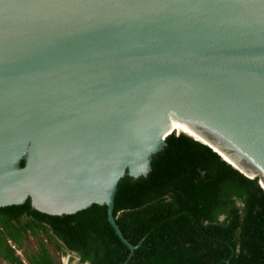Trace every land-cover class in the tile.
Returning <instances> with one entry per match:
<instances>
[{"label":"water","instance_id":"obj_1","mask_svg":"<svg viewBox=\"0 0 264 264\" xmlns=\"http://www.w3.org/2000/svg\"><path fill=\"white\" fill-rule=\"evenodd\" d=\"M180 133L264 191V0H0V208L104 205L132 252L113 205Z\"/></svg>","mask_w":264,"mask_h":264},{"label":"trees","instance_id":"obj_2","mask_svg":"<svg viewBox=\"0 0 264 264\" xmlns=\"http://www.w3.org/2000/svg\"><path fill=\"white\" fill-rule=\"evenodd\" d=\"M167 141L172 152L157 161L154 188L146 195L132 179L121 189L119 206L113 205L132 252L104 205L51 216L29 201L0 208V219H23L24 232L50 231L80 263L264 264V191L257 178L245 177L188 135L171 134ZM31 264H54L43 244Z\"/></svg>","mask_w":264,"mask_h":264},{"label":"flooded vegetation","instance_id":"obj_3","mask_svg":"<svg viewBox=\"0 0 264 264\" xmlns=\"http://www.w3.org/2000/svg\"><path fill=\"white\" fill-rule=\"evenodd\" d=\"M7 223H9V228H7L8 226ZM23 223H24L23 219L9 220L8 222H6L4 219H0V264H31L32 257H38V254L41 251V247H40L39 252H36L34 255L24 260L21 256V253L18 251L17 248H19L22 245L23 237H25L27 234L34 233L37 231H40L41 233H44L45 235H47L52 245L54 247L57 245L58 247H55V248L60 250V252L69 253L72 256L76 257V260L79 264H89V263H80L79 255L76 252L69 251L65 247L63 242L57 237L53 236L50 231L46 233L44 230L34 227L33 230H26L24 232L20 228L21 225H23ZM16 232H19V235L15 234ZM49 257L51 258L50 254H49ZM51 260L53 261L52 258Z\"/></svg>","mask_w":264,"mask_h":264},{"label":"rangeland","instance_id":"obj_4","mask_svg":"<svg viewBox=\"0 0 264 264\" xmlns=\"http://www.w3.org/2000/svg\"><path fill=\"white\" fill-rule=\"evenodd\" d=\"M41 244H43V246L49 252L55 264H79L76 260V257L69 253L60 252V250L55 248L57 246L54 247L52 245L47 235L41 233L40 231L27 234L25 237H23L22 245L17 249L21 253V256L24 260L34 255L36 252H39Z\"/></svg>","mask_w":264,"mask_h":264},{"label":"bare ground","instance_id":"obj_5","mask_svg":"<svg viewBox=\"0 0 264 264\" xmlns=\"http://www.w3.org/2000/svg\"><path fill=\"white\" fill-rule=\"evenodd\" d=\"M176 129L178 130V132H184L186 134H190L192 136H195V134L193 132H191L186 126H184L182 124H176Z\"/></svg>","mask_w":264,"mask_h":264}]
</instances>
